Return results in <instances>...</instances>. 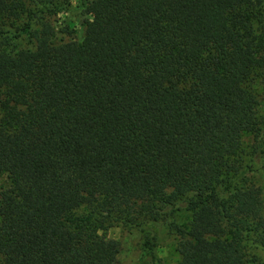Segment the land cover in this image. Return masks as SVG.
I'll return each instance as SVG.
<instances>
[{"label":"trees","instance_id":"1","mask_svg":"<svg viewBox=\"0 0 264 264\" xmlns=\"http://www.w3.org/2000/svg\"><path fill=\"white\" fill-rule=\"evenodd\" d=\"M71 1L0 0V264H123L95 218L149 233L157 264L152 227L179 211L176 264H261L264 1L76 0L65 41Z\"/></svg>","mask_w":264,"mask_h":264},{"label":"rangeland","instance_id":"2","mask_svg":"<svg viewBox=\"0 0 264 264\" xmlns=\"http://www.w3.org/2000/svg\"><path fill=\"white\" fill-rule=\"evenodd\" d=\"M258 1L264 0H255ZM76 0L71 1L70 10L68 12H63L57 15L52 19V23L55 25L68 24L70 28L77 30L76 34L69 36L64 35L63 39L65 41L70 40L71 38L79 39V20L80 15L76 7ZM258 7H260L258 3ZM55 20V21H54ZM55 22V23H54ZM257 29L262 30V24H257ZM251 89L253 90L256 99H257V121L258 127L264 128V73L261 71L251 82ZM261 130V129H260ZM254 135L252 133H247L241 137V146L239 155L237 158L242 160V164H249V157L252 152V147L254 146ZM235 158V159H237ZM255 160V159H254ZM252 165L253 172L249 174L250 180L252 183L262 190V200L264 203V176L259 167V161ZM7 185V180L4 176H0V187ZM64 205L72 208L77 213H84L83 206H79L75 201L65 200ZM111 207L110 202H103L102 212H106L107 209ZM90 210L94 208L93 205L88 207ZM176 221L178 224L184 222V216L182 212H176L171 215L167 221L161 219L156 226L152 227V235L154 237L153 244V255L158 263L157 264H176L179 260V256L176 252V246L178 242V237L173 233L169 228V223ZM88 231L93 235H105L109 239L117 241L121 246V251L119 254V261L123 264H156L152 261V257L148 255V250L144 247V242L147 238H150L151 235L147 232H139L137 230H131L124 228L120 225H114L110 227L105 232L101 231L98 228L97 219L89 224ZM252 254L257 256L259 263L264 264V251L260 248L252 249Z\"/></svg>","mask_w":264,"mask_h":264}]
</instances>
